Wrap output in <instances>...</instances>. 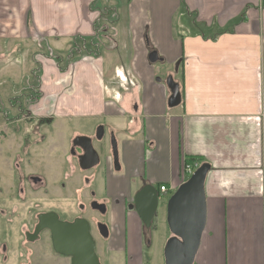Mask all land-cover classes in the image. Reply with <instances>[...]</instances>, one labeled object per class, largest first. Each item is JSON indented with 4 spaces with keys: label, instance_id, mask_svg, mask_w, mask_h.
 I'll list each match as a JSON object with an SVG mask.
<instances>
[{
    "label": "crops",
    "instance_id": "obj_1",
    "mask_svg": "<svg viewBox=\"0 0 264 264\" xmlns=\"http://www.w3.org/2000/svg\"><path fill=\"white\" fill-rule=\"evenodd\" d=\"M106 8L112 18H104ZM85 42L94 47L78 52L82 56L63 70L32 48L50 43L62 52L68 43ZM153 51L161 59L156 64L149 61ZM27 53L28 79L21 80L28 94L31 81L38 84V94L26 98L33 120L50 121L63 139L68 121L90 130L72 139L98 125L116 135L120 171L107 155L102 174L75 169L69 178L79 195L103 181L97 200L109 208L111 252L128 264L140 261L141 220L126 213L127 202L147 184L166 186L161 197L173 195L187 180L183 168L192 159L211 167L195 264H264V0H0V97L6 108L18 103L20 91L10 68ZM169 76L180 87L175 108L168 106ZM7 110L0 122L15 117ZM6 128L0 126L4 133ZM54 147L60 150L58 143ZM9 148L5 142L0 149L7 184ZM59 165L49 171L53 179L65 174Z\"/></svg>",
    "mask_w": 264,
    "mask_h": 264
},
{
    "label": "flooded vegetation",
    "instance_id": "obj_2",
    "mask_svg": "<svg viewBox=\"0 0 264 264\" xmlns=\"http://www.w3.org/2000/svg\"><path fill=\"white\" fill-rule=\"evenodd\" d=\"M32 120L33 118H31L30 115H26L21 118H9L6 121L7 127H11L16 137H19L20 144L15 147L14 143L11 145V148L8 149V155L11 159L9 183L7 184V182L3 180L2 175H0V223L9 226L7 228L3 227L4 225H0V255L2 256V260L0 258L1 263L62 264V260H68L69 264H72L71 258L63 256L55 251L52 233L49 229H44L40 232H36L39 224V217L51 214L61 222L73 223L76 219L87 220L90 224L91 235L96 244L97 256L100 260V263L104 264V261L99 254V243H104L103 252L105 254L110 253L109 241L111 240V229L110 227H107L109 230V237L104 238L100 230H104V227L102 225H105L107 223H103L99 218L105 216L106 214L108 216V205L106 203L99 202L98 200L96 201L95 199L90 200L89 209H87L86 206H81L78 201H76V205L64 203V191H66L67 187V183L64 181V174L60 179H56V177L55 179H53L49 173L48 166L45 161L46 153L41 151L42 147L46 143V135L40 131H36L35 133L21 131V122L31 123ZM38 121L40 124L46 127L52 126V123L50 121L48 122V120ZM100 127L104 129V135L101 141L97 140L99 134L98 129ZM3 135L4 134L0 129V149H2V145L7 141L5 139L6 137H4ZM112 135H114L116 138V135L113 132L108 131L104 125H98L93 133L83 135L84 137L90 138L92 140V144L100 156V164L94 169H101L102 167H104L106 157L101 156L103 153L106 154L108 151L109 155L112 157ZM83 136H76L71 139L67 153V155L70 156V159L73 162L75 161L76 171L81 170L78 158L79 156L83 155V151L80 147H75L73 142L75 138ZM51 151L56 157H58V151H60L59 149L54 147L53 149H51ZM112 163L115 168L113 159ZM120 164L121 163L119 155V166L121 169ZM60 165L62 166L63 163H60ZM5 185L9 186V190L6 193L4 189ZM145 186L146 185H144L142 188H144ZM157 190L159 192L160 201V198H162L160 195V188ZM138 192L134 194L130 202H127L126 213L135 214L141 220L142 257L138 262L142 264V259L144 258V244L146 248L149 249L152 246V230L154 228L155 221L160 212H163V214L165 213L167 216V204L163 210H160L158 203L152 226L150 229H147L142 219L135 210V196ZM2 193H5V195H2ZM78 196L79 195L76 193L72 197L76 200ZM169 199L170 198H168V200ZM7 204H10V206H5ZM22 205L23 207H25V214L22 217V221H19L17 226L14 225V221L10 222L9 220L13 218L16 213H21L18 212V209ZM100 205H104L105 208L100 207L98 210L94 209L96 207H99ZM102 211H105V213H102ZM93 214L97 216V220L94 222L91 218ZM87 215H90L91 217L89 216L87 218ZM97 238H99L98 242Z\"/></svg>",
    "mask_w": 264,
    "mask_h": 264
},
{
    "label": "water",
    "instance_id": "obj_3",
    "mask_svg": "<svg viewBox=\"0 0 264 264\" xmlns=\"http://www.w3.org/2000/svg\"><path fill=\"white\" fill-rule=\"evenodd\" d=\"M151 64L161 61L156 51L149 54ZM166 85L171 92L168 106L175 108L181 104L179 84L173 76H169ZM104 129H98L97 140L101 141ZM80 147L83 155L79 156V166L83 171H90L100 164V156L95 150L92 140L87 137H77L73 142ZM111 154L115 170L120 171L118 144L114 135L111 139ZM211 167L202 164L173 193L167 202L166 222L171 237L164 247L165 264H195L201 247L202 237L207 224V202L205 182ZM159 203V192L152 185H146L135 196V210L145 227L150 229ZM100 205L94 209L98 210ZM105 213V211H102ZM100 230L104 238L109 237V230L102 225ZM49 229L52 233L55 251L71 258L72 264H101L96 253V244L91 235L90 224L85 219H76L73 223L61 222L53 215L39 217L36 232Z\"/></svg>",
    "mask_w": 264,
    "mask_h": 264
},
{
    "label": "rangeland",
    "instance_id": "obj_4",
    "mask_svg": "<svg viewBox=\"0 0 264 264\" xmlns=\"http://www.w3.org/2000/svg\"><path fill=\"white\" fill-rule=\"evenodd\" d=\"M110 4H111V6L113 5L112 2H110ZM113 14L111 13V11L108 8H106V10L103 11L104 18L105 17L106 18H112ZM124 15H125V13L123 14V18H124ZM122 20H124V19H122ZM208 32L214 33L212 31H208ZM77 44H78V46H77ZM59 46H61V45H58V47ZM74 46H76V47H74ZM88 46L94 47L93 43L91 44V43L85 42V43H68L64 47V50L62 52H61L60 48H59V50H57V48H55L57 46H54V44H50V43L47 46H46V44H44V46L38 45V44H33L32 48L37 53H44L45 56L47 55V57L52 58L54 61H60V65L64 69L67 67L68 64H70L71 62L74 61V60L71 61V59H73L71 57H76L77 56L76 54L78 52H80V54H82L84 51L88 52V48H89ZM72 48H73V50H72ZM77 49H78V51H77ZM28 54L29 53H27V56H25V57L21 56V60L17 61L16 65H12L10 68V70L11 69L15 70L16 75H17V76H14L13 79H14V82H16L14 84L17 85V87L15 89L20 90L19 94L16 93V97L19 95L18 96L19 99L18 98L16 99V101L18 103L14 107L6 108V107H8L6 105V103H7L6 98H5V96H3V97L1 96L0 97V116L4 114V110H5V112L8 111L7 109H10V112H12V114L15 116V117H10L11 119L12 118H18V117H20V115H28L29 114V112H28L29 102H27L26 98H28V96L30 98H32L38 94L37 93V87H38L37 85L38 84L34 81H31L32 93L30 92V94H28V92H27L28 90L23 91V89H27L26 81H24L25 83L23 84L21 79H22V77L26 78L28 75L25 76V74L29 73V62H30V60H29ZM57 57L59 58V60H57ZM32 60H34V59H31V61ZM37 69H38V65L34 64V69L32 70V72L37 71ZM5 73H7V76H9L10 78L13 77L10 73L7 72V70ZM26 79H28V77ZM92 123L96 124V122H92ZM5 124L6 123H4V122H0V126H3ZM84 125H86V124H82V126H84ZM20 126L22 127L21 131H27V132L31 133V131L36 130V131H40L46 135V143L42 147L41 151L46 153V157H45L46 160L45 161L47 163V166H48V169L50 172H52V173L56 172V170L54 168L56 166V164L59 165L60 163L61 164L63 163L64 169H65L64 181L67 183L66 191H64V203L76 205V203H77L76 201H78V203L81 204V206L82 205L86 206L87 209H89L90 200L95 199L97 201V199L99 198V194H100L99 190H101V188L103 187L102 186L103 181L100 183H96V184L91 183L90 186L84 190V192L82 191L80 193V195L78 194L79 196L75 200V198H73L72 196L77 193L76 192V185L73 184L72 181L69 179L72 177V174L75 173V169H76L75 168V161L73 162L70 159V156L67 155L72 136L77 131H80V132L90 131V130L85 129V127H87V125L85 127H75L73 122L68 121V125L66 126L67 127L66 132H67L68 137L67 138L64 137V139L59 138L60 134L58 133V129H55L53 126H52L53 128H51V129L49 127L48 132L45 133L44 130L47 127L40 124L38 119L32 120L31 123L30 122L29 123L21 122ZM83 128L85 130H82ZM5 130L7 131V133H4V130H1V131L4 134L3 136L6 137L5 138L7 140L6 142H8L10 145L15 143V145H14L15 147L17 145H19L20 144L19 137H16V135L13 132V129L11 127H9V128H6ZM14 138H15V140H14ZM55 143H58V146H60V151H58V157H56L54 155V153H52V151H51V149H53V146L55 145ZM6 152H7V150H6ZM3 155H5V154H3ZM107 155H109L108 151L106 154L103 153L101 156L106 157ZM98 170H99V168L91 170L90 174L92 172H98ZM100 170H102V169H100ZM100 170H99V173L102 174V172ZM79 174H80V172H79ZM186 179H188V177H186L185 180ZM86 180H88V181L90 180L89 176L86 178ZM78 185H80L79 189L81 188L80 189V191H81L84 188L83 179ZM4 189H5V193L8 192L9 186L5 185ZM5 193H2V195H5ZM171 196H172V194H171ZM171 196H167L166 198L165 197L160 198V201H159L160 210H163L166 207L168 198H170ZM5 206L9 207L10 204H7ZM18 210H19L18 212H21V213H16L15 216L9 220L10 222L14 221V223H15L14 225H17V226H18L19 221H22V219H23L22 217L25 214V207H23V205H22V206H20V208ZM89 216L90 215H87V218ZM96 217L97 216L94 214L91 217L93 222L97 220ZM99 219L103 223L108 222L107 214L103 217H100ZM0 225H4L3 227H7V228L9 227V226L2 224V223H0ZM105 225L109 228V226L107 224H105ZM170 237H171V233H170L168 226H167L166 214L165 213L163 214V212L162 213L160 212L159 216L157 217V219L155 221L154 228L152 230V240H151L152 246L149 249V248H146V246L144 244L145 248H143L144 258L142 259L143 260L142 264H165L164 247H165L167 240ZM150 239H151V237H150ZM98 241H99V238H97V242ZM103 248H104V243L100 242L99 243V254L102 257L104 264H128L125 256L119 257L115 254V252H111V251H110L111 253L105 254L103 252ZM0 258L2 260L1 255H0ZM1 260H0V264H2ZM46 264H48V263H46ZM62 264H69V261L68 260H62ZM130 264H140V263L139 262L138 263L137 262H133V263L131 262Z\"/></svg>",
    "mask_w": 264,
    "mask_h": 264
},
{
    "label": "built area",
    "instance_id": "obj_5",
    "mask_svg": "<svg viewBox=\"0 0 264 264\" xmlns=\"http://www.w3.org/2000/svg\"><path fill=\"white\" fill-rule=\"evenodd\" d=\"M198 168V165H193V164H185L184 168H183V175L185 177H190L195 170ZM160 192L161 193H166L167 192V187L166 186H161L160 187Z\"/></svg>",
    "mask_w": 264,
    "mask_h": 264
},
{
    "label": "trees",
    "instance_id": "obj_6",
    "mask_svg": "<svg viewBox=\"0 0 264 264\" xmlns=\"http://www.w3.org/2000/svg\"><path fill=\"white\" fill-rule=\"evenodd\" d=\"M76 47V46H75ZM78 51V50H77ZM79 56H82V55H79ZM79 56H76V57H71V58H73V59H71V61H73V60H76L77 59V57H79ZM57 60H59V58L57 57ZM57 62V65L61 68V70H63V67L60 65V61H56ZM194 163V160H192V159H190V160H188L187 162H186V164H193Z\"/></svg>",
    "mask_w": 264,
    "mask_h": 264
}]
</instances>
